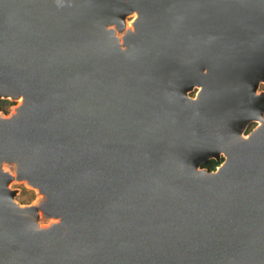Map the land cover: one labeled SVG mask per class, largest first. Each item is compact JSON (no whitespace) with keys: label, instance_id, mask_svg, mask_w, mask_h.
<instances>
[{"label":"water","instance_id":"water-1","mask_svg":"<svg viewBox=\"0 0 264 264\" xmlns=\"http://www.w3.org/2000/svg\"><path fill=\"white\" fill-rule=\"evenodd\" d=\"M262 83L264 0H0V264H264Z\"/></svg>","mask_w":264,"mask_h":264},{"label":"rangeland","instance_id":"rangeland-1","mask_svg":"<svg viewBox=\"0 0 264 264\" xmlns=\"http://www.w3.org/2000/svg\"><path fill=\"white\" fill-rule=\"evenodd\" d=\"M132 19V17H127L126 20L130 21ZM258 91H264V83L260 84ZM196 93V90L192 91L191 93H189V96L193 97L194 94ZM14 105V104H12ZM11 105V106H12ZM8 109V112L10 111V107ZM2 112V111H1ZM256 124L252 123L250 124L247 129L246 132H249L251 129H253L255 127ZM205 169V168H204ZM207 170V169H206ZM12 189L16 190V196H15V200L20 203L21 205H27L31 202H35L37 200V195L35 193L34 190L30 189L29 187H27L24 183L22 182H14L11 184L10 186ZM40 223L42 225H46L47 221L46 220H40Z\"/></svg>","mask_w":264,"mask_h":264},{"label":"trees","instance_id":"trees-1","mask_svg":"<svg viewBox=\"0 0 264 264\" xmlns=\"http://www.w3.org/2000/svg\"><path fill=\"white\" fill-rule=\"evenodd\" d=\"M13 103L7 101V100H1L0 101V111L3 113H8L9 106H11ZM220 162H216L214 160H209L207 163L203 164L201 167L207 169L208 171H213L216 166L219 165Z\"/></svg>","mask_w":264,"mask_h":264},{"label":"bare ground","instance_id":"bare-ground-1","mask_svg":"<svg viewBox=\"0 0 264 264\" xmlns=\"http://www.w3.org/2000/svg\"><path fill=\"white\" fill-rule=\"evenodd\" d=\"M131 15H132V17L134 18V17L136 16V13L133 12ZM129 26H131V23H129V25L127 26V28H128ZM262 93H264V92H262ZM262 93H260V92L258 91V92H256L255 96H256V97H257V96H260ZM259 123H260V122H259Z\"/></svg>","mask_w":264,"mask_h":264},{"label":"flooded vegetation","instance_id":"flooded-vegetation-1","mask_svg":"<svg viewBox=\"0 0 264 264\" xmlns=\"http://www.w3.org/2000/svg\"><path fill=\"white\" fill-rule=\"evenodd\" d=\"M219 164H220V163H219ZM216 167H217V166H216ZM216 167H215V168H216Z\"/></svg>","mask_w":264,"mask_h":264}]
</instances>
